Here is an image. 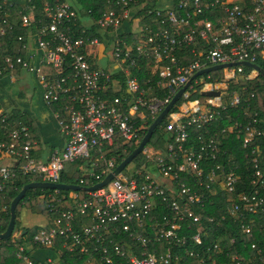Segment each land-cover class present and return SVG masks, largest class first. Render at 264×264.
I'll use <instances>...</instances> for the list:
<instances>
[{"label": "built area", "instance_id": "built-area-1", "mask_svg": "<svg viewBox=\"0 0 264 264\" xmlns=\"http://www.w3.org/2000/svg\"><path fill=\"white\" fill-rule=\"evenodd\" d=\"M5 5L2 0L3 24L8 17ZM215 10L224 18L209 20L206 14ZM35 12L31 0L22 5L21 27L30 29L35 25V30L17 38L24 55L5 56L0 79L12 72L31 74L41 86L48 108L65 100L59 110L52 112L64 146L36 159L32 152L37 142L30 126L22 119L13 122L11 113L0 107V192L17 174L58 184L67 164L90 159L95 149L111 146L116 134L138 145L139 130L134 129L132 117L153 122L189 82L181 98L188 99L194 85L202 84L201 92L213 90L212 84L204 83L203 76L193 79L203 69L239 62L255 64L257 59L264 62V0H172L171 6L164 8L156 0H107L97 21L92 20L90 11L84 15L93 21L96 32L102 31L108 38L113 68L118 67L115 72L101 68L95 59L97 50L89 49L104 46L102 39L75 37L70 31L69 26L82 15L80 11L55 0L45 1L44 21L37 20ZM146 20L150 23L145 24ZM133 24L138 27L135 31ZM83 28L82 33L86 30ZM187 28L190 30L185 31ZM4 34L1 28L0 35ZM198 40L206 49L197 50ZM183 49L195 56L192 63L184 66L176 57ZM139 61H146L145 71L159 78L157 87L162 90V97L150 86L140 87L132 74L139 70ZM223 72L226 79L233 78L242 73V66ZM122 85L124 96H109V92L120 93ZM244 102L241 95L234 94L227 104L222 96L203 102L186 101L172 112L174 106L162 128L170 138L165 153L145 147L140 154L145 163L131 175L121 172L106 186L85 192L82 198L73 192L68 196L70 201L65 202L67 210L52 209L56 215L53 226L41 228L32 237V246L54 250L55 240L62 238V248L84 257V264H218L216 256L223 258L225 264H248L244 253L224 252L219 242L203 250V224H212L214 219L204 215L206 196L181 181V176H185L194 181L197 189L235 194L237 201L228 205L227 215L239 220L243 235L252 237L247 217L264 213V196L260 197L257 191L237 193L239 177L233 170L223 173L221 166L204 169V162L215 160L220 152L214 139H203L198 149L187 147L191 130L203 131L228 106L237 108ZM248 117L244 148L254 138L264 139L257 114ZM240 129L241 125L235 122L226 132ZM249 161L254 174L252 186H262L258 156ZM100 163L103 168L95 172ZM115 168V160L105 161L99 156L81 174L77 186L93 187ZM159 204L168 214L157 219L155 210ZM182 223L189 224L184 227ZM194 225L197 229L190 234ZM21 235L19 231L10 237L17 260L23 264H56L59 252L57 260L35 262L31 248L18 244ZM234 244V239L228 238L230 249ZM250 249L264 262L263 251L254 244Z\"/></svg>", "mask_w": 264, "mask_h": 264}, {"label": "trees", "instance_id": "trees-1", "mask_svg": "<svg viewBox=\"0 0 264 264\" xmlns=\"http://www.w3.org/2000/svg\"><path fill=\"white\" fill-rule=\"evenodd\" d=\"M6 10L8 12V17L6 19V24L2 23V12L0 11V30L4 28L5 34L0 35V68L4 66L3 58L7 55L23 56L24 52L21 50V45L17 41L19 36H27L28 33L35 30V25L31 26L30 29L21 27V15L19 14L22 5L27 3V0H5ZM36 6L35 18L44 21L43 6L45 1L49 3H54L55 0H31ZM66 0H58L59 3H64ZM107 0H73L74 5L79 8L82 15L85 12L90 11V17L93 21H97L101 15V12L106 4ZM2 0H0V3ZM147 8V7H145ZM145 8L143 10H145ZM206 16L211 21H217L219 18H224V15L215 10L212 13H207ZM4 19V20H5ZM149 24L147 20L144 22ZM70 31L75 37H98L100 36L98 32L92 27L90 29L84 30L81 20L78 18L72 25L69 26ZM187 28L185 31H189ZM206 49L205 44L198 40V51ZM177 60H179L181 65H187L195 60V56L190 54V50H181L176 53ZM146 61H139V70H134L132 74L137 78L138 83L141 88L146 86L152 87L158 94V97L163 96L162 90L157 87V82L159 78L156 75L149 74L145 71ZM255 65L262 71H264V62L261 59H257ZM252 68L242 67L241 74H235L232 79L224 80L223 71H216L210 74L204 75V83L208 84H219L225 82L227 84L226 104L229 102V97L234 94L241 95L246 102L242 103L241 106L237 108L227 107V109L222 112L219 118L212 123L209 127L205 128L203 131L191 130L190 140L187 147H193L198 149L200 143L203 139L212 138L218 144L220 149L219 154L215 160H207L204 162V169H208L214 166H221L224 170L223 173H227L233 170L239 177L237 185V193L244 192L251 194L255 191L258 192L260 197L264 196V184L262 186L254 187L252 186V179L254 178L253 166L249 161L252 156H258L260 161V169L263 173L264 179V139L254 138L251 143H249L245 148L243 147V134L245 127L249 121V114H257V119L261 122L260 128L264 129V76L257 73L255 78H249ZM117 79L123 80L121 75L114 76ZM149 80L146 85V81ZM123 83V82H122ZM193 85V83H192ZM195 87L190 91V96L188 99L181 98L175 104L172 112L175 111L186 101H198L203 102L208 99L201 96L202 84L194 85ZM125 87L122 85L120 93L109 92L110 97H119L125 95ZM155 92V93H156ZM253 94L254 98H250ZM65 100H63L64 102ZM62 102V103H63ZM62 103L59 105L51 106L49 109L51 112H55L60 109ZM124 110H126L124 106ZM13 122L22 119L27 125L30 126V120L24 118L19 112H13L10 118ZM134 123V129L139 130L138 138L139 141L142 140L147 132L148 127L153 123L151 121L140 120L139 117H132ZM235 122L241 125L240 130H236L232 133H227L226 129ZM165 120L161 123L160 127L156 129L149 140L146 147L153 148L155 150H160L162 153L166 152L167 145L169 144L170 138L163 131V125ZM142 128V129H141ZM141 129V131H140ZM32 132V128L30 127ZM134 142H126L116 134L113 144L111 146L104 145L100 148L95 149L91 153V157L85 161H77L72 164H67L64 171L60 177V183L64 185H79L78 180L81 174L89 169L90 164L98 159L99 156L105 161L111 159L115 160L116 166L119 165L124 159H126L137 147ZM254 153V155L252 154ZM35 152H32L33 157ZM249 158H247V157ZM41 156L37 155V158ZM137 167H141L145 163V159L142 155L137 156L134 160ZM103 168V163H100L98 168H95V172H99ZM181 181L190 186L193 190L203 193L206 196L204 215L210 216L214 219V223H204L203 230L201 232L202 248L203 250L212 247L213 244L219 242L223 251L231 253H244L247 258H249L248 264H264L260 261L259 256L255 251L250 249V245L254 244L256 247L264 252V213L256 216H248L247 223L251 225L252 237L247 238L242 234L239 228V220H234L227 215V207L230 203L237 201L236 195H228L219 189L214 190V194L211 191L205 189H197L194 187L193 180L181 176ZM41 182V179L37 176H22L17 174L12 181L5 186L4 190L0 192V234L4 233L7 229L10 220V204L15 199V197L20 193L22 188L30 183ZM84 188V187H83ZM79 197H85V192H76ZM69 192H56L53 190H30L26 192L24 199L18 204L15 214H16V225L19 226L18 217L23 209L29 211L30 213L37 215L44 222L41 225L32 226L30 228H22L21 238L18 244L25 249L31 248L32 250H37V247L32 246V237L37 234L41 228H48L53 226V220L56 215L51 212L52 209L58 208L59 210L65 211L68 206L65 204L69 200ZM40 200V201H39ZM40 203V204H39ZM160 203V202H159ZM168 213L164 210L163 206L159 204L155 210V217L158 219ZM224 217V220L222 218ZM251 221V222H250ZM189 223H182V226H186ZM192 225V224H191ZM197 227L192 226L191 233L196 231ZM224 237V239H221ZM228 238L234 239V247L230 249L227 245ZM62 238H57L54 243L55 251L49 250L53 260H57L56 253L59 252L60 256L56 264H84L85 258L78 255L77 253L70 254L67 250L62 248L63 244ZM16 248L11 243V239L0 241V264H23L15 257ZM30 251V252H31ZM212 253V252H211ZM209 254V257L211 256ZM31 257L39 262L31 254ZM218 264H225L223 258L216 256ZM42 263V262H41Z\"/></svg>", "mask_w": 264, "mask_h": 264}, {"label": "crops", "instance_id": "crops-1", "mask_svg": "<svg viewBox=\"0 0 264 264\" xmlns=\"http://www.w3.org/2000/svg\"><path fill=\"white\" fill-rule=\"evenodd\" d=\"M73 4L74 2H72L70 5L73 8H75L76 6L75 5L73 6ZM16 73H22V72H16ZM223 75H224V80H227L225 77L227 76V74L223 72ZM256 76H257V72L253 70L249 78L250 79L255 78ZM5 79H8L10 84L17 83V81L11 76V74L0 79V83H1L0 94H5L3 96V103L8 108L6 112L11 114L13 112H19L21 115L24 116V118L30 120V127L32 128V134L37 142L34 151L35 152L34 155L36 156V159H37V155L41 156L40 158L42 157L44 158L48 156L53 149L62 148L64 146V140L60 136L57 124L53 118L50 109L44 105L43 106L37 105V102L36 103L34 101L32 102L30 98L22 90L19 93L17 90H14L12 91L13 93H9V94L4 93L3 92L5 88L4 86L7 85L6 83H4L3 85L2 82ZM228 79H232V78H228ZM216 85L219 87L220 92L226 94L227 84L225 82L214 84L213 86L215 87ZM16 88L23 89L24 85L20 84V86L19 85L14 86V89ZM23 212L25 213V211ZM32 216H35L36 219L35 223H33L32 226H37V215L33 214ZM32 251L33 253L31 254L34 256L35 259H38L39 262H43L46 259H52L49 250L46 251L47 253L43 252L41 254H39V250H32Z\"/></svg>", "mask_w": 264, "mask_h": 264}, {"label": "water", "instance_id": "water-1", "mask_svg": "<svg viewBox=\"0 0 264 264\" xmlns=\"http://www.w3.org/2000/svg\"><path fill=\"white\" fill-rule=\"evenodd\" d=\"M237 66L252 68L255 72H257V73L259 72L260 74H262L264 76V71L260 70L255 64L248 63V62H239V63H235V64L231 63V64L219 65V66H214V67H210L207 69H203L202 71L198 72L193 77V79L202 77V76L210 74L212 72L223 71L225 69L233 68V67H237ZM189 85H190V82L187 85H185L184 88H182L180 91H178L175 94V96L172 98L170 103L164 108V110L156 117V119L153 121V123L148 127L146 134L144 135V137L142 138V140L140 141V143L138 144L136 149L126 159H124V161H122L119 165H117L116 168L111 173H109L103 179V181H101L100 183L96 184L93 187H89V188H83V187H79L77 185H64L62 183L53 184V183H45V182L30 183V184L24 186L22 188V190L20 191V193L15 197V199L10 204L9 224L7 226L6 231L4 233L0 234V240L5 241V240L10 239V237H11V235L15 229V224H16V214H15L16 208H17L18 204L24 199L26 192H28L30 190H53L56 192L63 191V192H75V193L81 192V191L93 192V191H96L100 188H103L108 183H110L114 179L115 176H117L119 173L123 172V170L126 168V166L128 164H130L131 162H133V160L142 153L144 148L149 143V140L152 137L154 131L160 127V125L163 122V120L165 119V117L169 114V112L175 106V104L178 102V100L181 99L182 95L188 89ZM208 86L210 87L211 85H208ZM216 86L211 91L201 92V96L205 97V98H219L221 96L226 95V94L220 92L219 87L218 86L216 87Z\"/></svg>", "mask_w": 264, "mask_h": 264}, {"label": "rangeland", "instance_id": "rangeland-1", "mask_svg": "<svg viewBox=\"0 0 264 264\" xmlns=\"http://www.w3.org/2000/svg\"><path fill=\"white\" fill-rule=\"evenodd\" d=\"M65 2L70 5L73 2V0H66ZM171 2H172V0H156V4L160 5L161 8L170 7L171 6ZM73 6H74V4H73ZM75 9L78 10V12H79V8L77 6L75 7ZM79 14H82V12H79ZM79 19L81 20L82 25L86 29H89V28L92 27L93 21L89 17H87L86 15H79ZM132 28H133V31L138 29V27H136V24H133ZM98 34H99L100 38L102 39V42L104 43V46H101L99 48L98 47H90L89 49L90 50H95V49L97 50L95 59L99 60V61L96 60V62L98 63V65L101 68H103L104 70H107L108 72H115V71L118 70V67L117 68H113V66L115 64L112 62L111 44H110L108 38H105L103 36L104 33L102 31H100ZM106 63H109L108 64L109 65L108 69H107ZM11 76L14 79H16L17 83L10 84L9 80L5 79L2 82V84L4 85V83H6V85L8 87L4 86L5 87L4 91H3L4 93H6V94L13 93L12 91H14V90H17L18 93H19L22 90L30 98V100L32 102L33 101L35 103L37 102V105H39V106H43V105L46 106L44 104V101H43V98H42L43 90H42L41 86L39 85L37 79L34 76H32L31 74L30 75L26 74L24 72H22V73L12 72ZM20 84L24 85L23 89H20V88L14 89V86H17V85L20 86ZM0 86H1V83H0ZM4 95L5 94H0V107H1L2 110L7 111L8 108L3 103V96ZM227 97H228L227 95L223 96V102H226ZM136 169H138L136 163L131 162L123 170V174L131 175ZM72 195H73V192H69V196H72ZM23 211H25V213ZM23 211H21L20 217H18L19 226L18 225L15 226V229L13 231L14 235H17V233L19 231H21L22 228H25V227L30 228L32 226V224L35 223V221H36L35 216H32L33 214L27 212L25 209H23ZM43 222L44 221L41 218L37 217V225H41V224H43ZM38 250H39V254L47 251L46 249H42L44 251H42L41 249H38ZM31 253H33V251H31Z\"/></svg>", "mask_w": 264, "mask_h": 264}]
</instances>
